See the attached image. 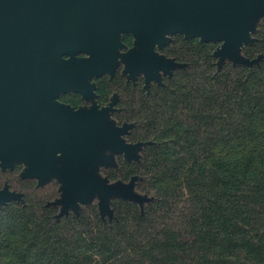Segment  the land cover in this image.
I'll use <instances>...</instances> for the list:
<instances>
[{
  "label": "water",
  "instance_id": "1",
  "mask_svg": "<svg viewBox=\"0 0 264 264\" xmlns=\"http://www.w3.org/2000/svg\"><path fill=\"white\" fill-rule=\"evenodd\" d=\"M263 17L264 0H0V167L23 163L21 176L39 186L58 178L57 217L70 208L79 215L81 205L95 198L101 217L110 221L113 198L144 211L154 198L137 190L140 175L112 182L100 169L117 167L119 154L140 161L154 142L127 141L135 123L119 125L112 118L118 95L106 106L78 110L57 97L75 91L95 98L92 79L113 77L121 64L129 80L144 75L147 90L153 81L163 84L162 74L187 66L157 51L176 34L221 42L213 52L218 69L226 61L253 68L264 55L250 58L243 50L256 41ZM124 34L133 37L130 49ZM11 200L25 203L23 193L6 184L0 206Z\"/></svg>",
  "mask_w": 264,
  "mask_h": 264
},
{
  "label": "trees",
  "instance_id": "2",
  "mask_svg": "<svg viewBox=\"0 0 264 264\" xmlns=\"http://www.w3.org/2000/svg\"><path fill=\"white\" fill-rule=\"evenodd\" d=\"M255 37L249 49L264 53V26ZM195 45L194 55L181 54L189 64L176 82L137 110L147 115L135 142L156 126L165 137L145 147L140 165L156 173L151 188L166 177L157 199L144 211L121 202L112 221L80 217L71 228L66 217L44 227L22 203L18 236L0 245L2 264H264V60L253 72L229 63L219 71L212 49ZM135 174L144 172L125 178Z\"/></svg>",
  "mask_w": 264,
  "mask_h": 264
},
{
  "label": "rangeland",
  "instance_id": "3",
  "mask_svg": "<svg viewBox=\"0 0 264 264\" xmlns=\"http://www.w3.org/2000/svg\"><path fill=\"white\" fill-rule=\"evenodd\" d=\"M262 26H264V17L258 23L257 30L253 34L254 37H255V34H257L258 30L261 29ZM122 39L126 44H130L133 37L130 34H124ZM185 39L187 40L186 42H185ZM258 41L259 40L256 38V41L253 44L245 46V48L243 50V54L247 57H250V58H255L259 54L264 55V53H259V54L254 53V52H252L253 50L249 49L252 46H254ZM189 42H191V43H189ZM196 42H200L202 44H207V47L212 49V56L214 58L216 66H217L218 58H216L213 55V52L221 46V42H201L199 37L187 39L182 34H176V35L172 36V42L168 45V47L164 51L168 56L175 57L179 61H181V59H183L185 57V55H181V54L188 53L189 55H194L197 51H199V47H196L197 45H195ZM201 48H203V47H201ZM181 52H183V53H181ZM194 59H197V57H194ZM262 60H264V58ZM181 62H185V60L181 61ZM185 63H187V66H188L189 63L188 62H185ZM228 63L233 65V63L230 61H226L224 63V65L228 64ZM224 65H223V67H224ZM260 65H261V62L259 65H255L253 68H250V69L253 72L254 68L256 66H260ZM233 66H235V65H233ZM185 68L175 69L174 70L175 71L174 76L177 74H181L183 72L182 69L185 70ZM217 69H218V66H217ZM221 69H218V70L220 71ZM123 70H124V65L121 64L119 69L117 70V72L115 74L116 76L114 79H111L109 74H105L101 77L95 78L97 86H98V88H97V91L99 94L98 102L105 103L109 100V98L115 92L120 93L121 94V100H120L119 105H118L119 112L115 113L112 116V118L118 124H121L123 121H129V122L135 123V126L137 124V126L141 127V125H143V124L141 123L142 119H140V118H141V116H144L145 113L139 115L140 113L137 112V110H140L141 108H143L144 105H146L147 103H151L150 101L154 102L157 89H159V87H161V86L153 85L152 91L148 95L146 93L144 87H143V78L139 77V76H144V75L138 76L139 79H138L137 85H135V86L131 85V84L126 85L127 76L125 74H123ZM173 79L168 78L165 81L166 84L163 87L164 91H166L168 89V86L171 84V82H173ZM175 82H176V78L174 79L173 83H175ZM163 90H161V91H163ZM146 115L147 114H145V116ZM151 121H152V119L149 120L148 122H151ZM160 130H161V128L156 126L155 128H153L150 131L149 135H147V133H144V135L142 133L141 134H142V136L149 137V138L145 137L144 139H147V141H153L154 143H152V144L160 145L161 139H159V138H165V137H163V135L161 136ZM133 131L134 130L132 129L131 132L128 135H126L127 141L135 142V140L132 138V132ZM138 132H141V129H139ZM168 136L169 137H167V138H172L171 134H169ZM148 145H150V144H147L146 146H148ZM145 147L141 151L140 161H130L129 162L125 159L123 154H119V155H116V160H117L118 166L115 168H113V167H101L100 173L102 176L108 177L113 182V181H117V180L129 181L131 176H133V175L129 176L128 178H125V177L127 176V174H130L134 171H141L142 173L144 172L143 175H140L141 176L140 180H146V182L148 184L147 187H148L149 191H147V190L146 191H139L138 189L137 190L142 194H147L149 196H152L154 198L153 201H155L157 199V196L159 195V191L160 192L162 191L161 186L164 185L166 177L162 178V180L158 183L159 186H157V188H155V187L151 188L150 187L155 182L156 173H154V175H153L150 172L151 166H148V168L146 170H144L140 167V165L142 164L143 157H144L143 153H144ZM24 168H25V165L23 163L15 164V167L12 170H3L0 167V188L6 182H9L11 189L19 191V192H23L24 199H25V203H23V204L26 206L28 204L32 205V207L34 208L35 213H36L35 215L40 217V219L43 221L44 227L46 225L47 228H49L51 226L48 224H49V222L54 223V221H53L54 214L57 212L53 207L49 206L48 202H47L48 200H50L49 192H50L51 188L47 189V191L45 192V189L43 190L42 186L38 185L37 179L23 178L21 176V172L24 170ZM152 180H153V183L151 184ZM46 195H47V197H45ZM28 202H30V203H28ZM98 202H99L98 198H95V200H93L92 203L83 204L81 206L79 215H73L70 217H66V218H64L63 221H61V224L69 225L71 228L75 224V219L80 220V217L84 218V221H86V222H90V221L96 222L99 218L103 219L100 215ZM121 202H123L124 206H125V203H129V202L123 201L120 198H113L112 199L111 205H112L114 211H115V208H119V207L123 206V205H121ZM20 204H22V202H19L17 200H13V201L8 202L5 205L0 206V245H2V246H7L10 242L15 241L16 237L18 236L19 232H18L17 226H18V222L20 220V215H21V212L18 211L21 208ZM147 205L148 204H146L145 206H147ZM46 219H47V222L45 223ZM103 220L105 222L109 219L106 218ZM46 231L47 230L45 229V232ZM51 234L55 236L56 234H61V233L55 232V233H51ZM63 234L66 236H71V235H73V232L66 230L63 232ZM0 264H2L1 261H0Z\"/></svg>",
  "mask_w": 264,
  "mask_h": 264
},
{
  "label": "flooded vegetation",
  "instance_id": "4",
  "mask_svg": "<svg viewBox=\"0 0 264 264\" xmlns=\"http://www.w3.org/2000/svg\"><path fill=\"white\" fill-rule=\"evenodd\" d=\"M171 42H172V41H171ZM171 42H169V43H168L166 46H164L163 48H157V51H158L159 53H161V54L166 55V56L169 57V58H174L175 60H177V58H175V57L168 56V55L165 53V51H164V50L168 47V45H169ZM133 45H134V44H133V39H132L131 43H130V44H127V49L132 48ZM127 49H124L123 51H126ZM83 55H84V54H79V56H83ZM177 61H179V60H177ZM179 62H181V61H179ZM174 73H175V71H174ZM174 73H173V75H174ZM173 75H172V76H169V75L162 74V82H163V84H160V83H158V82H156V81H153V82H151V84H150V88H149V90H147V89L145 88V84H146V83H145V77H144V76H139V77L143 78V87H144L146 93L149 95V94L151 93V91H152L153 85H157V86L164 87V85L166 84L165 81H166L168 78H172ZM115 76H116V75H114L113 77L110 76V78H111V79H114ZM100 77H101V76H100ZM139 77H137L136 80H129V79L127 78V80H126V85H130V84H131V85H134V86L137 85V82H138ZM96 78H97V77H96ZM127 81H128V82H127ZM92 82H94V83L96 84V88H95L96 97H95V98H92V97H90V96H88V97H87V96H84L82 93H79V92H75V91H67V92H63V93H61V94L57 97V100H58L60 103H63V104H65V105H67V106H70L73 110H78V109H80V108H88V107H91L94 103H97V105H98L99 107L106 106V105H108L109 103H111V101H112V99L115 97V95H118V99H117V101H116V104L114 105V107L116 108V110L113 111L112 116H113L115 113H118V112H119V107H118V105H119V102H120V100H121V94L118 93V92H115V93L109 98V100H108L107 102H105V103H100V102H98L99 94H98V91H97L98 86H97V83H96L95 78L92 79ZM125 122H129V121H123V122H122L121 124H119V125H122V124H124ZM134 127H135V126H134ZM134 127H133V129H134ZM42 137H43V138H52L53 136L43 135ZM57 137H58V138H71V137H73V136H69V135H59V136H57ZM14 167H15V166H14ZM5 170H12V169H10V168H6ZM6 184H8L9 187H10L9 182H6L1 188H3ZM61 187H62V184L59 182L58 178H53V179H51L49 182L45 183V184L42 186L43 190L45 189V192L47 191V189L51 188V190H50V192H49L50 200H48L47 202H48V205H49V206L53 207V208L57 211V212L54 214V219H55V220H60L61 218H64V217H70V216H73V215H77V214L73 211V209L70 208V209L68 210L67 213H65V214L62 215V216L57 217V216L61 213V211H62V204H56V203H55L57 200H59V199L62 197ZM10 189H11V187H10ZM11 190H13V189H11ZM14 191H16V190H14ZM17 192H19V191H17ZM21 193H23V192H21ZM45 197H47V195H46ZM23 198H24V194H23ZM11 201H13V200H11ZM9 202H10V201H9ZM22 203H23V202H22ZM53 203H55V204H53ZM81 206H82V205H81ZM79 214H80V213H79Z\"/></svg>",
  "mask_w": 264,
  "mask_h": 264
}]
</instances>
